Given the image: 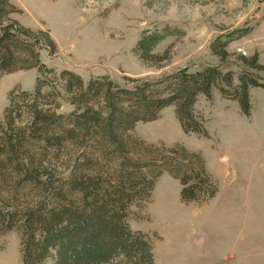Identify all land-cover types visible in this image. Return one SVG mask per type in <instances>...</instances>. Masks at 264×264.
I'll return each mask as SVG.
<instances>
[{
	"label": "trees",
	"instance_id": "16d2710c",
	"mask_svg": "<svg viewBox=\"0 0 264 264\" xmlns=\"http://www.w3.org/2000/svg\"><path fill=\"white\" fill-rule=\"evenodd\" d=\"M17 11L0 0V75L35 68L39 76L33 90L9 92L0 118V236L18 234L22 264H155L150 236L131 227L132 207L150 201L164 173L179 181L185 204L207 203L219 186L200 152L149 143L135 126L172 105L184 132L207 136L195 112L198 97L210 99L217 90L249 116L250 88L264 89V78L243 70L234 85L232 71L210 65L155 80L119 83L102 75L85 81L41 60L42 50L57 52L56 43L47 31L14 19ZM234 32L230 38L249 29ZM163 38L144 35L137 51L147 58ZM230 40L211 46L222 62ZM238 58L264 71L257 54ZM62 101L72 106L69 112H60Z\"/></svg>",
	"mask_w": 264,
	"mask_h": 264
},
{
	"label": "rangeland",
	"instance_id": "374dc122",
	"mask_svg": "<svg viewBox=\"0 0 264 264\" xmlns=\"http://www.w3.org/2000/svg\"><path fill=\"white\" fill-rule=\"evenodd\" d=\"M9 1L18 9L14 19L47 31L56 43L54 55L40 54L57 73L69 69L85 81L108 75L123 83L127 77L155 80L183 67L221 65L234 73V85L243 70L264 78L263 70L246 68L238 58L257 54L264 64V0ZM238 29L249 32L230 38ZM155 32L164 38L143 58L137 44ZM227 39L229 56L222 62L211 46ZM38 76L35 68L0 75V118L9 92L17 86L33 90ZM252 88L249 116L217 90L210 99L198 97L195 112L207 136L184 132L172 105L135 126L149 143L200 152L219 186L207 203L185 204L179 181L164 173L150 201L132 207L131 227L150 236L155 264H264V97H252ZM71 109L62 101L60 112ZM0 264H22L16 232L0 236Z\"/></svg>",
	"mask_w": 264,
	"mask_h": 264
},
{
	"label": "crops",
	"instance_id": "0c3cea01",
	"mask_svg": "<svg viewBox=\"0 0 264 264\" xmlns=\"http://www.w3.org/2000/svg\"><path fill=\"white\" fill-rule=\"evenodd\" d=\"M260 58L264 61V53H260ZM251 95L252 97L253 95L264 97V89L254 87L252 88Z\"/></svg>",
	"mask_w": 264,
	"mask_h": 264
}]
</instances>
